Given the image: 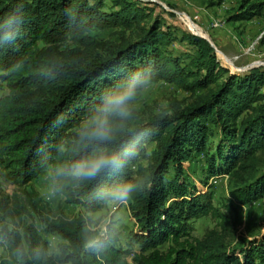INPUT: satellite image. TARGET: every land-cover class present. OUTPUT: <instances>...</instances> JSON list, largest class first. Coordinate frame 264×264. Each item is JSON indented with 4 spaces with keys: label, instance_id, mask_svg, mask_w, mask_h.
<instances>
[{
    "label": "trees",
    "instance_id": "1",
    "mask_svg": "<svg viewBox=\"0 0 264 264\" xmlns=\"http://www.w3.org/2000/svg\"><path fill=\"white\" fill-rule=\"evenodd\" d=\"M107 2L111 8L104 10ZM7 9L18 12L20 25L14 39L0 40V89H7L0 95V182L22 186L54 159H71L70 153L59 154L57 146H70L81 114L134 70L148 83L163 80L195 95L182 106L173 100L170 114L128 121L112 146L126 161L118 173H103L78 187L69 184L58 193L67 204L95 212L107 203L100 198L102 190L134 179L139 186L129 210L138 229L126 248L111 227L101 235L84 216L53 211L34 189H22L14 201L0 190L1 216L20 215L28 207L44 232L60 240L59 254H49L47 240L33 224L23 223L22 233L4 237L15 256L19 247L32 256L22 264H129L128 256L132 264H264V238L242 249L241 259L226 252L230 216L213 205L183 168L184 161L202 153L206 168L201 184L226 174L234 185L230 197L238 203L264 196V172L257 174L264 153V71L253 67L220 81L224 70L210 43L186 31L179 39L195 50L182 63L168 49L176 38L173 26L137 0H0V10ZM263 9L264 1L240 0L228 20H250ZM105 31L116 38H101ZM211 125L221 134L213 149ZM204 216L218 219L220 229L197 239L191 221ZM36 250L42 253L39 259Z\"/></svg>",
    "mask_w": 264,
    "mask_h": 264
},
{
    "label": "rangeland",
    "instance_id": "2",
    "mask_svg": "<svg viewBox=\"0 0 264 264\" xmlns=\"http://www.w3.org/2000/svg\"><path fill=\"white\" fill-rule=\"evenodd\" d=\"M142 5L151 7L154 15H159L165 23L173 26V40L168 49L171 54L180 58L182 63L189 61L195 48L179 39L182 31L197 34L205 38L213 48V54L224 71L219 72V80L223 81L229 74H243L255 67L264 71V42L261 41L264 35V9L260 15L250 20L232 22L228 17L235 13L240 0H137ZM164 4V6L159 3ZM264 1V0H260ZM107 2L103 9H110ZM187 16L195 23L187 25L180 18ZM217 23V26H213ZM191 29V30H190ZM97 32V31H95ZM101 38L114 39L116 36L108 31L101 34ZM70 45V43H67ZM42 46V44H40ZM63 45L61 48H64ZM226 70V71H225ZM264 92V87L261 88ZM200 92V91H198ZM7 93L6 88L0 89V95ZM195 95H190L175 85L158 80L147 83L146 87L139 93L134 105L133 116L129 121L145 122L152 116L167 111L171 113L169 106L173 100L180 103V106L191 102ZM212 134L209 137L210 148L213 149L221 139L218 126L211 125ZM149 145L148 149H152ZM211 149V151H212ZM261 165L257 174L264 172V153H260ZM185 174L193 181L198 189L205 191L211 197L213 205L218 207L220 212L230 216L229 228L226 231L224 246L226 252L235 253L239 259L242 258L240 251L250 246L252 241H261L264 238V196L255 202L240 204L230 197V190L233 188V181L226 174H218L207 180L204 186L199 181L204 176L206 168L205 157L202 153L194 154L190 159L183 162ZM30 191L34 189L39 196L47 202L49 207L55 211L61 209L68 217L82 215L91 228L96 229L99 234L104 235L108 227L114 229L119 238L122 248L128 247L131 234L136 231L137 224L130 213L129 202L106 203L101 209L95 212H86L83 207L75 204H67L60 194L52 196L49 194L50 182L44 175V171L28 184L17 186L6 181L0 182V190L12 197L22 196V189ZM218 219L210 216L200 217L191 221L192 235L202 239L211 229L219 230ZM23 223L33 224L38 233L48 242V253L54 254V249L49 247V242L59 243L55 235L44 232L38 215L28 207L18 215L5 217L0 215V264H22L15 254L9 251L4 240L11 237L15 232L22 233ZM5 237V238H4ZM134 250L137 249L133 246ZM129 264H132L131 256H128Z\"/></svg>",
    "mask_w": 264,
    "mask_h": 264
},
{
    "label": "clouds",
    "instance_id": "3",
    "mask_svg": "<svg viewBox=\"0 0 264 264\" xmlns=\"http://www.w3.org/2000/svg\"><path fill=\"white\" fill-rule=\"evenodd\" d=\"M19 25L20 17L15 9L0 10V40L8 42L14 39ZM147 83L142 74L134 70L123 83L101 93L97 102L81 114L74 125L70 146L68 142L57 146L59 154L70 153L71 159H54L44 169V175L50 182V195L62 192L69 184L78 187L84 182L94 181L103 173H118L124 168L125 159L112 146L119 142L133 116L135 101ZM124 155L132 153L125 151ZM138 186L134 179H129L102 190L100 198L108 203L126 202ZM49 247L59 254L54 241L49 242ZM16 255L21 261L25 256L32 258L23 247L17 248ZM41 255L40 250L34 252L37 259Z\"/></svg>",
    "mask_w": 264,
    "mask_h": 264
},
{
    "label": "built area",
    "instance_id": "4",
    "mask_svg": "<svg viewBox=\"0 0 264 264\" xmlns=\"http://www.w3.org/2000/svg\"><path fill=\"white\" fill-rule=\"evenodd\" d=\"M158 2V1H157ZM159 3V2H158ZM160 5H162V6H164V4H162V3H159ZM165 7V6H164ZM181 19H182V21L187 25V27L189 28V26H188V23L187 22H190V23H194L193 21H192V19H190V18H188L187 16H181L180 17ZM195 24V23H194ZM218 24L217 23H214L213 24V26H217ZM191 30V29H190Z\"/></svg>",
    "mask_w": 264,
    "mask_h": 264
}]
</instances>
